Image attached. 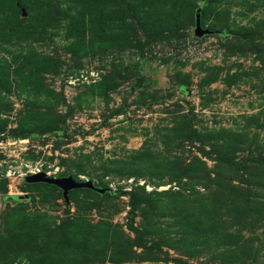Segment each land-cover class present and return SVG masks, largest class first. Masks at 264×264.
Listing matches in <instances>:
<instances>
[{
  "label": "rangeland",
  "instance_id": "rangeland-1",
  "mask_svg": "<svg viewBox=\"0 0 264 264\" xmlns=\"http://www.w3.org/2000/svg\"><path fill=\"white\" fill-rule=\"evenodd\" d=\"M82 2L0 0V264H264V0Z\"/></svg>",
  "mask_w": 264,
  "mask_h": 264
},
{
  "label": "water",
  "instance_id": "water-1",
  "mask_svg": "<svg viewBox=\"0 0 264 264\" xmlns=\"http://www.w3.org/2000/svg\"><path fill=\"white\" fill-rule=\"evenodd\" d=\"M22 16H26L24 11H22ZM214 34H216L215 31L204 28L201 25V12L200 9H197L195 12L194 35L198 38H202ZM25 182L27 184H46L60 189L65 203H68V194L73 190L87 189L101 195L107 192L106 189L95 187L90 180L77 181L72 176L55 178L48 176L45 172H37L29 175L25 177ZM17 199L22 200L24 198L20 196Z\"/></svg>",
  "mask_w": 264,
  "mask_h": 264
},
{
  "label": "trees",
  "instance_id": "trees-1",
  "mask_svg": "<svg viewBox=\"0 0 264 264\" xmlns=\"http://www.w3.org/2000/svg\"><path fill=\"white\" fill-rule=\"evenodd\" d=\"M77 2L81 5V7L82 6H85V4L82 2V0H77ZM83 8V7H82ZM90 7L89 6H87V8L86 9H89ZM198 9H200V12H201V8H198ZM202 13V12H201ZM202 16V15H201ZM195 22V21H194ZM202 25V24H201ZM14 137H23V133H16V134H14Z\"/></svg>",
  "mask_w": 264,
  "mask_h": 264
}]
</instances>
